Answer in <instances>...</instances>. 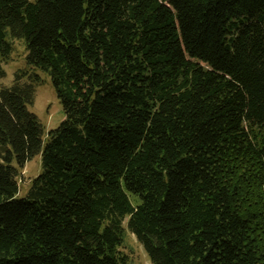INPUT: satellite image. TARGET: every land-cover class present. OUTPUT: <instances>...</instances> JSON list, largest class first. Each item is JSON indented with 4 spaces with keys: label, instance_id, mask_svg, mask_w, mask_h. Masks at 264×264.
<instances>
[{
    "label": "trees",
    "instance_id": "16d2710c",
    "mask_svg": "<svg viewBox=\"0 0 264 264\" xmlns=\"http://www.w3.org/2000/svg\"><path fill=\"white\" fill-rule=\"evenodd\" d=\"M127 228L152 264H264V0H0V264H128Z\"/></svg>",
    "mask_w": 264,
    "mask_h": 264
},
{
    "label": "rangeland",
    "instance_id": "374dc122",
    "mask_svg": "<svg viewBox=\"0 0 264 264\" xmlns=\"http://www.w3.org/2000/svg\"><path fill=\"white\" fill-rule=\"evenodd\" d=\"M14 51L9 62L5 64L7 75L1 80V85L11 86L15 80V73L26 66L27 49L23 39L12 38ZM43 82L37 85L36 100L30 110L36 113L45 126L46 132L57 128L65 118L64 107L60 102L56 89L49 74L39 71ZM43 171L42 153L29 160L24 168H20L19 197L27 195L32 180ZM135 202L138 195L133 194ZM127 220L125 221L126 224ZM129 256L128 264H152L144 247L127 228L125 246L121 248Z\"/></svg>",
    "mask_w": 264,
    "mask_h": 264
}]
</instances>
